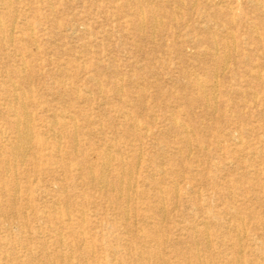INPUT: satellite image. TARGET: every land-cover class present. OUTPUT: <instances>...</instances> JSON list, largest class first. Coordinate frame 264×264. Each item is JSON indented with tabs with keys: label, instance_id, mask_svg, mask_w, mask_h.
Here are the masks:
<instances>
[{
	"label": "rangeland",
	"instance_id": "rangeland-1",
	"mask_svg": "<svg viewBox=\"0 0 264 264\" xmlns=\"http://www.w3.org/2000/svg\"><path fill=\"white\" fill-rule=\"evenodd\" d=\"M261 20L264 0H0V159L16 136L5 117H27L34 127L31 150L4 174L17 192L12 213H0V249L10 259L37 254L45 238V252L72 264H135L119 254L152 243L116 239L126 224L139 235L145 219L161 224L167 251L185 257L196 252L185 226L204 219L209 249L202 240L197 249L210 264L237 254L264 264V28H252ZM224 43L235 45L229 55ZM194 80L215 83L209 107ZM107 151L132 166L129 183L145 193L125 217L112 208L110 188L87 186L80 170L83 162L96 175ZM240 220L238 249L222 227Z\"/></svg>",
	"mask_w": 264,
	"mask_h": 264
},
{
	"label": "bare ground",
	"instance_id": "bare-ground-1",
	"mask_svg": "<svg viewBox=\"0 0 264 264\" xmlns=\"http://www.w3.org/2000/svg\"><path fill=\"white\" fill-rule=\"evenodd\" d=\"M9 1V0H8ZM259 4V3H258ZM141 16V15H140ZM153 17V16H152ZM143 20V19H142ZM155 20V19H154ZM263 20L260 21V23H258L257 26L252 25V28H256V30H260L259 27H263L264 28V24L262 23ZM252 23V22H251ZM14 25V23H13ZM143 26V25H142ZM12 27V26H11ZM143 29V28H142ZM140 30V29H139ZM251 31L250 26L249 29L247 30V34L248 31ZM12 31V29H11ZM231 34V33H230ZM258 35L261 36V34L259 33ZM259 36L258 39H260L261 37ZM248 38H251V36L249 35ZM212 45L215 46L217 45L215 41H212ZM221 49L225 54L231 53V51L233 49H235V45H231L229 44H222L221 45ZM216 50V49H215ZM228 52V53H227ZM223 59L222 62L225 61L226 59V55H223ZM228 59V58H227ZM235 60V59H234ZM216 67V66H215ZM222 69V68H221ZM222 71V70H221ZM258 74V73H257ZM196 75V74H195ZM197 78V77H196ZM214 78V77H213ZM259 79V78H258ZM199 80V79H198ZM192 85H196L199 90V95H198V99L201 101H204L206 106L209 107L210 106V99H209V95L210 98L213 99L214 94H212L214 91H216V85L215 83H210V84H199L197 80L193 81ZM119 89V88H118ZM117 91V90H116ZM5 92V91H4ZM8 92V91H7ZM10 92V91H9ZM254 93V92H253ZM17 95V94H16ZM25 96V94H24ZM250 96V95H249ZM253 96V95H252ZM25 99V98H24ZM40 103V102H39ZM215 105V104H214ZM60 109V108H59ZM209 109V108H208ZM58 110V109H57ZM214 110V109H213ZM67 112V111H65ZM64 112V113H65ZM71 113V112H70ZM72 114V113H71ZM70 114V115H71ZM182 116V115H181ZM71 117V116H70ZM73 117V116H72ZM89 118V117H88ZM87 118V119H88ZM187 119V118H186ZM135 120V119H134ZM173 120V118H172ZM5 123L8 125V127L15 131L16 136L14 137L13 140H10L11 142V149L8 153V160H11V165L9 166L8 164V160L6 159H0V196L3 195L5 196V201L2 203L0 200V213L4 216H7L10 212H11V208L15 207L16 203H15V198H16V192L15 191V186H14V181L9 180V178H7L4 174L7 170H9L8 167L13 166V164L16 163L17 158L23 156L25 153L29 152L31 150V145H33L34 143V137H33V133H34V127L33 124L31 123L30 119H28L27 117H24L23 119H17V118H7L5 117L4 119ZM49 121V120H48ZM98 121V120H97ZM136 121V120H135ZM174 122V120H173ZM102 123V122H101ZM99 124V123H98ZM138 124V123H137ZM52 125V124H51ZM102 125V124H101ZM105 125V124H104ZM113 126V125H112ZM119 126H124V125H119ZM132 126V125H131ZM170 126V125H169ZM183 125H177V123H175L174 128L176 129H180L182 128ZM115 128V127H114ZM119 128V127H117ZM111 129V127H110ZM113 129V128H112ZM124 131L128 130V132H131L132 134H134L135 136H137L138 134L133 130V128H131L130 126H124L123 127ZM115 131V129H114ZM127 132V134H128ZM182 134L185 135L184 137L185 140L189 137V132L182 129ZM192 133V130H191ZM1 134V133H0ZM131 136V135H130ZM238 136V135H237ZM4 137V136H3ZM192 137V136H191ZM47 138V137H46ZM144 138V137H143ZM8 139V138H7ZM12 139V138H11ZM137 139V138H136ZM147 139V138H146ZM3 140V139H2ZM75 140V139H74ZM103 140V139H102ZM144 140V139H143ZM153 140V139H151ZM5 142V140H4ZM9 142V143H10ZM75 143V141H73ZM8 143V142H7ZM223 143V142H222ZM1 144V143H0ZM168 144V143H167ZM170 144V143H169ZM190 144V143H189ZM37 145H41L40 142L37 141ZM157 145V144H156ZM264 145V144H263ZM58 146V145H57ZM125 146V145H124ZM165 146V144H164ZM173 146V145H172ZM109 148V147H108ZM183 148L185 149V146H183ZM182 148V149H183ZM33 149V148H32ZM37 149V148H36ZM170 149V148H167ZM177 149V148H175ZM179 149V148H178ZM181 150V149H179ZM39 151V149H38ZM43 151V150H42ZM106 151V150H105ZM119 151V150H118ZM37 152V151H35ZM186 152V151H185ZM40 153V152H39ZM135 153V152H134ZM180 153V152H179ZM184 153V151H183ZM187 153V152H186ZM38 154V153H37ZM50 154V152H48V155ZM54 154V152H53ZM262 156H264V151H261L260 153ZM1 155V154H0ZM58 155V154H57ZM133 158L135 159V157L137 156V154H133ZM139 155V153H138ZM140 156V155H139ZM138 156V157H139ZM47 157V156H46ZM60 157V156H59ZM101 163H100V167H99V171L96 175L93 174L92 172V168L87 165L84 164L83 162L80 163L81 165V173L83 176V179L85 180V183L87 186H91V187H95L96 189H102V188H106L109 187L110 190L112 191L113 194H115L116 200H114L113 202H111V206L112 208H114V210H116L117 212H119L120 214H122V217H125L129 214H131L134 210V208L131 206V201L137 197H144L145 193H138L137 191L133 190L131 186V183H129V179L131 177L132 174V166L130 164H125L123 159L121 158V156L119 157H112L108 154L107 152H104L101 154ZM23 158V157H22ZM49 158V156H48ZM65 158V157H64ZM61 159V158H60ZM56 160V159H55ZM58 160V159H57ZM247 160V159H246ZM167 162L170 163H175V159H173V157H168L166 159ZM58 162V161H57ZM138 162V160H137ZM251 162V161H250ZM62 163V162H61ZM65 163V162H64ZM68 163V162H67ZM69 165V164H68ZM136 165V163H135ZM248 165V164H247ZM161 166V165H160ZM225 166V165H223ZM112 167V168H111ZM79 168V167H78ZM109 168H111L112 170H114L113 174H107L109 171ZM136 170V169H135ZM176 171V170H175ZM249 171V170H248ZM170 175V174H169ZM183 176V175H182ZM256 176V175H255ZM258 176V175H257ZM259 177V176H258ZM135 179V178H134ZM123 180H125V183L123 182ZM151 180V179H150ZM173 181V180H172ZM263 181H264V177H263ZM182 182V181H181ZM124 183V184H123ZM133 183V182H132ZM174 183V181H173ZM140 184V183H139ZM138 184V185H139ZM143 184V183H142ZM141 184V187H142ZM156 184V183H155ZM140 186V185H139ZM174 186V184H173ZM171 186L170 190L171 192H173L175 194V189L174 187ZM152 187V186H151ZM154 188V187H153ZM177 188V187H176ZM155 189V188H154ZM10 190L12 191V194L10 195L9 193H7L8 191L10 192ZM157 190V188H156ZM189 190V189H188ZM151 191V190H150ZM155 191V190H154ZM158 191V190H157ZM153 192V190H152ZM167 192V191H166ZM164 195V191L162 192ZM172 193V194H173ZM159 194V193H158ZM238 194V193H237ZM240 194V193H239ZM193 195V194H192ZM105 196V195H103ZM168 196V195H167ZM176 196V195H175ZM120 197H124V200H120ZM165 197V196H164ZM182 197V196H181ZM162 198V197H161ZM166 198V197H165ZM170 199V198H169ZM172 199V198H171ZM170 199V200H171ZM179 199V198H178ZM187 199V198H186ZM144 200V199H143ZM163 199H161L162 201ZM188 200V199H187ZM244 200V199H243ZM175 201V200H174ZM184 201V200H183ZM186 201V200H185ZM205 201V200H204ZM189 202V201H188ZM206 202V201H205ZM194 203V202H193ZM160 204H163L160 203ZM234 204V203H233ZM194 205V204H193ZM239 205V204H238ZM155 209V206H153ZM241 207V206H240ZM164 208V207H163ZM206 208V207H205ZM154 209H152L154 212V214H158L160 212H163L162 208L158 207L155 211ZM162 209V210H161ZM211 209V208H210ZM242 209V208H241ZM221 210V209H219ZM222 211V210H221ZM12 213V212H11ZM214 213V212H213ZM217 213V212H216ZM237 209L232 208L230 210V215L234 216L236 218L237 215ZM163 214V213H162ZM217 215V214H216ZM221 215V214H220ZM223 215V214H222ZM52 216V215H51ZM8 217V216H7ZM54 217V216H53ZM67 221H71L72 218L71 216H67ZM164 217V215H163ZM228 217V216H226ZM239 217V216H238ZM128 218V217H127ZM82 219V218H81ZM229 219V218H228ZM19 220V219H18ZM127 220V219H126ZM28 221V220H27ZM30 221V219H29ZM158 221H161L158 219ZM230 221V219H229ZM236 221V219H235ZM18 222V221H17ZM150 222V221H149ZM192 222V221H191ZM15 223V222H14ZM48 223V222H47ZM213 223V222H212ZM31 224V223H30ZM242 221L240 220L238 224H225L222 228H224L223 233H227L228 231L233 232L235 235L234 237V244L235 246H237V248H240V239H241V235L239 234L241 231V226H242ZM30 226V225H29ZM127 228V232L125 233L126 235L123 236H119L116 239V242L118 241V243L120 242V240H125L128 238V240H132L129 241L130 242H135L137 240H142V241H146V242H151L152 244L147 245V246H143L141 248L136 247L134 245L129 246L127 249H125V252H122L120 255V257L124 258L125 256H129L132 257L134 260H136L135 264H210L207 260L210 259L209 256H207L206 258H202L199 253H198V246L201 244V240H202V245L205 247V251H208V240L207 236H209V224L208 222H206L204 219H199L198 222H194L191 224H187L185 226V231H187L188 233V241L190 243V245L194 248V250L196 252H192L191 254H189L188 256H183L181 254L180 251H178L176 248H173L170 252L167 251L168 247H167V243L170 242L169 240V236L165 235V233H163V231L161 230V224L157 225V224H151L148 223L147 221H142L140 223V234L137 236H132L131 233L132 232H128L131 228V226L129 224L125 225ZM131 231V230H130ZM227 231V232H226ZM244 231V230H243ZM54 234V240L51 241L52 244H54L56 247H58L60 245V236H61V232L57 231V230H53L52 231ZM81 232V231H80ZM41 233V232H40ZM213 233V232H212ZM39 234V233H38ZM201 236L200 239L196 238V236ZM26 236V232L24 234ZM246 235V233H245ZM34 236V235H33ZM42 237V236H41ZM216 237V236H215ZM254 237V236H253ZM18 238V237H17ZM27 238V237H26ZM31 239V238H30ZM216 239H218L217 241H220V238L217 237ZM37 241H39V244H41L40 250L39 252H37V254H35L34 252H32L31 250H28L27 253L25 254V256L22 255H17L16 253L12 256V260L10 259V256L7 255L6 253H8L5 250V247L3 249H0V263L1 261H6L7 263H12L13 264H33L35 262V259L38 258V262L37 264H72L73 262H70V260L68 261V259L65 258V255L62 254L59 251H55V253H47L45 252V243H46V239L42 238V239H38ZM83 241V239H82ZM4 242L5 239L0 238V246L3 247L4 246ZM251 242V240H250ZM15 243L17 245H22L23 244H27V239L24 238H18L15 240ZM219 243V242H218ZM82 245V244H81ZM54 246V247H55ZM246 246V245H245ZM61 247V246H60ZM91 247V246H90ZM121 248V247H119ZM234 248V245H233ZM45 249V250H44ZM136 249V250H135ZM92 251V250H91ZM241 251V249H240ZM240 251H238L237 253H239ZM111 252V251H110ZM117 253L119 251H116ZM241 253V252H240ZM11 255V253H9ZM22 256V257H21ZM39 256V257H38ZM257 256V255H256ZM68 257V256H67ZM77 257V256H76ZM112 257V256H111ZM174 258L173 262H171L170 258ZM79 262L84 263L85 260L82 259ZM86 264V262H85ZM230 264H245V262L240 258V256L237 254V256L233 257V259L230 260Z\"/></svg>",
	"mask_w": 264,
	"mask_h": 264
}]
</instances>
